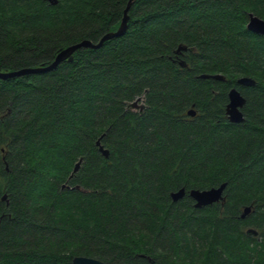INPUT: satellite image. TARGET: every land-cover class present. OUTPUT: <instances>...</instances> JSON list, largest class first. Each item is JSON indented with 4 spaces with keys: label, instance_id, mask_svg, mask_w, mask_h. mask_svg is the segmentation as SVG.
<instances>
[{
    "label": "trees",
    "instance_id": "1",
    "mask_svg": "<svg viewBox=\"0 0 264 264\" xmlns=\"http://www.w3.org/2000/svg\"><path fill=\"white\" fill-rule=\"evenodd\" d=\"M126 1L0 0V70L96 42ZM248 13L264 20V0H135L122 35L0 79V264H264V35ZM225 85L246 99L241 123L223 116ZM221 182L222 201L193 207L189 189Z\"/></svg>",
    "mask_w": 264,
    "mask_h": 264
},
{
    "label": "water",
    "instance_id": "2",
    "mask_svg": "<svg viewBox=\"0 0 264 264\" xmlns=\"http://www.w3.org/2000/svg\"><path fill=\"white\" fill-rule=\"evenodd\" d=\"M45 1L53 5L56 3L57 0H45ZM134 1L135 0L126 1L125 7L122 11V16L119 20V24L116 27V29L105 32L96 42H91L89 40L83 39V40H80L79 42L63 47L57 50V52L53 56V59L45 65L23 67V68H19L15 70H0V79L4 80L7 78H11V77H18V76H22L25 74L43 72V71L54 69L58 65V63L63 60L71 61L72 53L76 49L78 48L95 49L97 47H100L104 41L122 35L126 29V22L128 19L127 10ZM245 27L247 30L253 33L264 35V20L261 18H258L255 15H252L251 13H248L247 22L245 24ZM185 49L186 47L184 45L178 44L175 49V53H179L180 51H183ZM178 64L181 67L185 65L182 60H179ZM198 77L211 78L214 80H223V77L217 73L200 74ZM235 84L244 85V86H252L255 84V81L251 77L240 76L236 78ZM227 97H228V102L226 104L225 113L227 115L228 122L241 123L243 121V118H242L241 113L238 111L237 107H240L243 104L244 102L243 98L239 95V93L235 90L234 87L228 90ZM138 99L139 97L135 98L132 104H134V101H137ZM189 114H192V113L190 112ZM99 138L100 137H98L95 140V145L97 146V150L99 151V153L102 156L106 157L108 154V150L102 147V145L99 142ZM80 162H81V158H78L77 161L74 162L73 167L68 175V178H71L73 174L77 171L80 165ZM224 187H225V182H221L215 187H209L206 189L191 188L187 191V195L193 200V207L200 208V207L209 205L213 202L222 201L223 200L222 192H223ZM183 195H184L183 188H179L169 193V197L171 201H177L181 199ZM1 199L5 200L7 204V199H6L5 194H2ZM249 211H250V205L243 207L240 213V218H244L248 214ZM245 232L246 234H251L252 236H255L257 233L256 230L252 228H247ZM70 264H109V263L98 260L96 258L77 255L71 258Z\"/></svg>",
    "mask_w": 264,
    "mask_h": 264
},
{
    "label": "flooded vegetation",
    "instance_id": "3",
    "mask_svg": "<svg viewBox=\"0 0 264 264\" xmlns=\"http://www.w3.org/2000/svg\"><path fill=\"white\" fill-rule=\"evenodd\" d=\"M238 86H240V87H249V86H244V85H238ZM253 86V85H252ZM232 87H234L235 88V90L239 93V95L243 98V100H244V102H243V104L240 106V107H237V109H238V111L241 113V115H242V118L244 119V111H245V109L247 108L246 107V99H245V97H244V95L242 94V92H241V90L240 89H238L236 86H234V85H229V86H227V85H225V99H224V102L222 103V112H223V116H224V118L228 121V119H227V115H226V113H225V108H226V104H227V102H228V97H227V93H228V90L230 89V88H232ZM210 90V92L212 93V94H214V93H216V91L213 89V88H210L209 89ZM131 107L132 108H134L135 107V103L134 104H132L131 103ZM138 109H142V107H139ZM197 111H198V109L195 107V105L194 104H192L191 106H190V108L189 109H187L186 111H185V113H186V115L188 116V117H193L196 113H197ZM192 113V114H189V113ZM217 202H219V201H217ZM213 203H215V202H213ZM257 234V233H256Z\"/></svg>",
    "mask_w": 264,
    "mask_h": 264
},
{
    "label": "rangeland",
    "instance_id": "4",
    "mask_svg": "<svg viewBox=\"0 0 264 264\" xmlns=\"http://www.w3.org/2000/svg\"><path fill=\"white\" fill-rule=\"evenodd\" d=\"M134 103H135V107H134L135 110L138 109L139 107H142L143 104L140 98L137 101H134Z\"/></svg>",
    "mask_w": 264,
    "mask_h": 264
}]
</instances>
